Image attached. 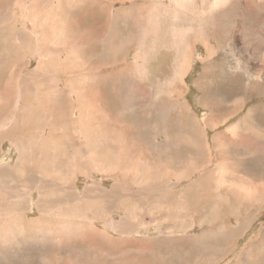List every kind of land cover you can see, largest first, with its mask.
<instances>
[{"label":"rangeland","instance_id":"obj_1","mask_svg":"<svg viewBox=\"0 0 264 264\" xmlns=\"http://www.w3.org/2000/svg\"><path fill=\"white\" fill-rule=\"evenodd\" d=\"M122 1L125 2L121 6H133V19L124 13L123 23L120 20V27L113 29L116 36L111 29L97 30L96 36L100 41L107 36L110 48L101 42L89 41L84 49L78 50L80 56L77 59L71 57L57 65V70L79 68L77 75L66 77L60 71L52 75L57 88L50 91L51 94L60 93L63 98L72 89L73 97L78 99L83 98L86 91L95 93L91 104L84 103L79 107L86 115L79 119L73 115L76 110L73 108L66 120L70 128L62 123L58 125L59 130L54 131L50 122L44 120L43 113L31 109L22 116L25 127L21 124L18 136L23 134L24 127L29 137L25 138V143L20 142V151L11 144V137L0 140V170L3 169L0 172L3 179L0 180V184L3 181L0 185V264H74L73 260L75 264H264V202L258 208L253 203L250 206L252 211L247 212L238 210L243 204L237 200V196L243 194L242 187L249 177L252 181L264 182V0ZM61 4V0H50L48 4L40 3L36 7L37 3L30 0H0V18H3L0 19V29L4 30L6 26L5 29H10V25L18 29L19 35L15 38L21 39L14 42L19 46L26 39L31 41L30 47L19 54H26L25 59L30 61L27 67L20 68V72L25 76L29 72L27 80L31 87L28 86L25 102L32 106H39L37 100L46 96H38L29 82L34 76L30 72L39 61L31 55L39 49L38 39L42 38L44 30L32 29L29 19L32 15L42 27H53L56 24L52 21L63 13ZM109 16L115 25L116 13H109ZM1 30L0 34H3ZM79 31L77 29L75 33ZM53 36L55 34L48 39ZM49 44L57 46L58 42L49 40ZM3 48L2 43L0 50ZM30 49L33 50L30 52ZM110 54L113 55L111 59ZM12 55L15 56L14 53ZM10 56L7 51L1 52L0 62H5ZM89 61H94L99 67L96 71L91 67L92 72L85 75L91 66ZM95 63L92 66H96ZM12 69L10 66L0 70V83L7 81ZM111 71L119 74L116 91L108 87H103L106 91H95L97 85L90 88L92 79L88 81L89 78ZM58 88L65 91L57 92ZM176 89L179 93L174 97L172 93ZM0 91L4 93L1 85ZM12 92H18V89L12 87ZM179 100L186 103L192 114L197 113L200 120L208 115L206 113L222 108L219 118L211 121L215 128L208 130L209 136L219 143L232 147L231 139L225 138V133L240 121V127H245L241 131L244 139H236L243 143V147L224 149L228 161L221 172L215 170L219 166L216 157L206 155L213 153L212 143L208 140L204 141L203 148L209 153L203 152L200 146L197 149L183 147L187 151L175 149L176 132L183 127V117L179 119L182 123H178L171 113ZM64 103L72 108L70 100ZM6 106L5 100H0V112ZM231 110L235 115L232 113L231 116ZM104 119L123 126L121 132L124 133H111L110 128L106 129L107 121ZM2 133L7 135L3 130ZM36 152L39 156L35 159ZM42 154L43 161L40 158ZM121 163L123 168L119 165ZM153 164H160L166 176L171 177L172 190L151 188L149 181L144 180L142 174ZM233 166L236 171H231ZM211 171L213 177L215 172L221 175L219 179L225 177L218 186L207 182ZM119 174L127 178L120 179L117 177ZM232 175L234 177L229 178ZM178 177L180 182L174 184ZM40 178L44 179V185H40ZM236 215L241 221L240 228L236 227Z\"/></svg>","mask_w":264,"mask_h":264},{"label":"bare ground","instance_id":"obj_2","mask_svg":"<svg viewBox=\"0 0 264 264\" xmlns=\"http://www.w3.org/2000/svg\"><path fill=\"white\" fill-rule=\"evenodd\" d=\"M24 1V0H23ZM31 2H34V4H36L37 3V5H36V7H39L40 6V3H46V4H48L49 3V1L50 0H44V1H42V0H30ZM91 0H89V2H90ZM93 1V0H92ZM179 1V0H178ZM185 1V0H184ZM215 1V0H214ZM218 2H219V0H217ZM61 2H62V4H61V9L63 10V13L60 15V16H57L52 22L53 23H55L56 25H54L53 27H42V24H41V22L37 19V18H32L33 16L31 15V18L29 19V21L31 22V24H32V29H34V30H40V29H42V30H44V34H43V36H42V38H40V39H38V40H40L39 42H38V45H39V49L37 50V52L36 53H33L31 56L33 57V56H35V57H37V59H39V61H38V63H37V66H36V68H34L32 71L33 72H30V73H34V76H32L31 78H30V80H29V82H31L30 84H32L33 85V87L35 88L34 89V91H35V93L37 94V93H39V95L38 96H41V95H43V96H45L44 98H42V99H39V100H37L38 101V104H39V106H37V105H31L30 103V105L28 104H26V97H27V93H28V86H29V88L31 87L29 84H28V74H29V72H28V74L25 76V73H23V72H20V68H23L24 66H26L27 64H29V60H26L25 59V55H21V54H19V52H25V48L26 47H30V45H31V41L30 40H27L26 39V42H24V43H22V45L21 46H19L18 45V43L16 44L15 42H14V40H17L18 38H20V37H17V39L15 38L16 36H18L19 35V33H18V29L16 30L15 28H11L13 25H10L9 26V28L10 29H5L6 27L5 26H3V28H4V30L2 29H0L2 32H3V34H0V36H1V38H0V44H4V48L2 49V50H0V53L1 52H3V51H7L8 53H10L11 54V56L7 59V60H5V62H0V70H6V68L8 69V67H12L13 69L10 71V73H9V78L7 79V81L6 82H2V83H0V85L3 87V89H4V93L3 92H1L0 91V100H5V102L7 103V106H6V108H5V110H3L2 112H0V140L1 139H3V138H5V137H11L12 138V142H11V144L12 145H14L19 151H20V147H21V145H20V142H23V143H25V138L26 137H29V136H27V134L28 133H26V131H25V129H24V127H25V123L22 121V116L23 115H25V114H27L29 111L31 112V109L34 111H38V112H41V113H43L44 114V116L46 117V119L44 118V120H47L48 122H50V125H51V127L52 128H54V131H56L57 129L59 130V128H58V125L59 124H64V125H66V127L68 126V122L69 121H66V120H68V112L70 113V110H73V108L74 109H76L75 111H74V113H73V115H76L77 117H79V119H81V118H83L85 115H86V112H83V111H80V109H79V107L81 106V105H84V103H88V104H91V102H92V100H94L95 99V97H94V94H92V93H90L89 91L87 92H85V94H84V96H83V98L85 99H83L82 97L81 98H78V99H75L74 97H73V94L74 93H72L73 92V90L71 89V90H69L68 92H71L70 94L68 93V94H66L65 95V97H61V95H59L58 93H50V91H52V90H54V89H56L57 87V85L55 86L54 85V83L55 82H53V79H52V75L54 74L53 72H55V71H60V73L62 72L63 73V75H66V77H69V76H67V75H71V76H73V75H77L79 72H80V69L78 68V69H76V68H74L75 70H70L69 68H67L66 69V67H65V69H61V70H57V65H58V63L59 62H61L62 60L64 61V60H67V59H70L71 57H73L74 59H77L76 57H79L80 56V54H78L79 52H78V50H82V49H84L86 46H87V44H88V42L89 41H91V42H95V43H98V42H101L103 45H106L107 47H108V45H109V42H108V38H107V36L105 35L104 36V38L102 39V41H100L99 40V37L98 36H96V34H98L99 32L96 30L95 31V34H93L92 35V33L90 32V30H88L87 28H86V26H85V22H86V19H85V14H86V12H85V10H86V0H61ZM183 2V1H182ZM188 2V1H187ZM221 2V1H220ZM98 3V2H97ZM100 3V2H99ZM191 3V2H190ZM184 4V3H183ZM186 4V3H185ZM191 4H193V3H191ZM206 4V3H205ZM214 4V3H213ZM218 4V3H217ZM215 5H216V3H215ZM209 6V5H208ZM208 6H207V9H208ZM212 6V5H211ZM221 6H222V4H221ZM35 7V8H36ZM171 7H169V9H170ZM210 8H212V7H210ZM215 8V7H214ZM102 9V8H101ZM54 10H55V6H54ZM217 10V9H216ZM9 11V10H8ZM168 11V10H167ZM221 11V10H220ZM219 11V12H220ZM12 12H13V10H12ZM169 12V11H168ZM167 12V13H168ZM233 12V11H232ZM204 13V12H203ZM214 13V12H213ZM222 13H223V11H222ZM6 14H7V12H6ZM11 14V13H10ZM82 14H84V18L82 19ZM209 14V13H208ZM25 15V14H24ZM189 15V14H188ZM223 15V14H222ZM7 16H8V14H7ZM27 16V15H26ZM169 16H170V13H169ZM220 16V15H219ZM0 17H2L1 15H0ZM211 17V16H210ZM223 17V16H222ZM26 18V17H25ZM214 18V17H213ZM1 19V18H0ZM3 19V18H2ZM1 19V20H2ZM4 19H6V18H4ZM11 19H13V18H11ZM82 19V20H81ZM7 20V19H6ZM24 20V19H23ZM22 22V21H21ZM20 22V23H21ZM83 22V25L81 24ZM217 22V21H216ZM186 25H187V23H185ZM216 24V23H215ZM219 24H220V22H219ZM241 24V23H240ZM1 25V24H0ZM217 25V24H216ZM230 25V24H229ZM228 25V26H229ZM188 26H190V25H188ZM226 26V25H225ZM231 26V25H230ZM14 27V26H13ZM24 27V26H23ZM98 27V26H97ZM22 28V27H21ZM113 28V27H112ZM24 29H25V27H24ZM31 29V30H32ZM77 29H80V31H81V29H83L84 31H79V32H77V34L75 33V31L77 30ZM27 30V29H26ZM254 30V29H253ZM111 31L113 32V34L116 36V31L115 30H113V29H111ZM194 31V30H193ZM242 31V30H241ZM246 31V30H245ZM43 32V31H42ZM190 32V31H189ZM26 33V32H25ZM29 33V32H28ZM239 33H240V31H239ZM242 33H243V31H242ZM21 34V33H20ZM27 34V33H26ZM47 34H49V36H46ZM55 34V36H53V38H50V39H48L50 36H52V35H54ZM238 34V33H237ZM241 34V33H240ZM22 35V34H21ZM113 35V36H114ZM244 36V35H243ZM249 36V35H248ZM245 37H246V35H245ZM250 37V36H249ZM195 38V37H194ZM203 38V37H202ZM21 39V38H20ZM32 39V38H31ZM34 40V39H33ZM41 40H43V41H41ZM44 40H48V42L47 41H44ZM49 40H57V42H58V45L57 46H55L54 44H49ZM19 41V40H18ZM21 41V40H20ZM23 41V40H22ZM21 41V42H22ZM263 41V40H262ZM51 42V41H50ZM35 44V43H34ZM34 46V45H33ZM186 46V45H185ZM104 47V46H103ZM106 47V48H107ZM183 47V46H182ZM181 47V48H182ZM108 48H110V47H108ZM107 48V49H108ZM178 48V47H177ZM31 50H33V49H30V52H31ZM67 50H69V51H67ZM106 50V49H105ZM104 50V51H105ZM118 50V49H117ZM116 50V51H117ZM111 51L113 52L114 51V49L113 48H111ZM179 51V50H178ZM12 53H14L15 54V56H13L12 55ZM182 53H185V52H182ZM120 54V53H119ZM74 55V56H73ZM111 55V54H110ZM186 55V54H185ZM184 55V56H185ZM117 56V55H116ZM115 56V57H116ZM182 56V55H181ZM184 56H183V58H184ZM110 57V59H111V57H113V55H111V56H109ZM114 57V58H115ZM140 57V56H139ZM119 58V57H118ZM142 58V57H141ZM144 58V57H143ZM96 60V59H95ZM101 60V59H100ZM99 60V61H100ZM143 60V59H142ZM1 61V60H0ZM69 62H71V60H68ZM108 61H110V60H108ZM115 61V60H114ZM114 61H113V63H114ZM139 61V60H138ZM67 62V61H66ZM89 62H91V66H89V68L86 70V72H85V75H87L90 71H91V69L94 67L95 69L93 70L92 69V71H96V68L98 69V67L99 66H97V64L94 62V61H89ZM116 62H117V59H116ZM75 63V62H74ZM92 63H95L96 64V66H92L93 64ZM112 63V62H111ZM118 63V62H117ZM120 63V62H119ZM76 64V63H75ZM90 64V63H89ZM101 64H102V60H101ZM106 64V63H105ZM104 64V65H105ZM130 64V63H129ZM60 65V64H59ZM64 65V64H63ZM108 65H110L109 63H108ZM107 65V66H108ZM27 67V66H26ZM61 67V66H60ZM74 67V66H73ZM92 67V68H91ZM104 67V66H103ZM113 67H114V65H113ZM148 68V67H147ZM69 69V70H68ZM210 69V68H209ZM141 70V69H140ZM91 71V72H92ZM137 72V71H136ZM57 73H59V72H57ZM103 73V72H102ZM93 74H94V72H93ZM149 74H151L150 72H149ZM58 75V74H57ZM147 75H148V72H147ZM4 76V75H3ZM118 76H119V74H118V72H107V73H104V74H99V75H97V76H95V77H92V78H89L88 79V81L89 80H91V81H89L90 82V88H92L93 87V85H97V88H96V90L95 91H106V89H104L103 87H108V88H110L111 90L113 89V91H116V88H115V86H116V82H118L117 81V78H118ZM126 76H127V74H126ZM141 76V75H140ZM140 76H138V77H140ZM181 76V75H180ZM132 77V76H131ZM137 77V76H136ZM151 77V76H150ZM124 78V77H123ZM128 78H129V76H128ZM133 78H135V77H133ZM133 78H131V79H133ZM20 79V80H19ZM58 79V78H57ZM119 79V78H118ZM139 79V78H138ZM171 79V78H170ZM67 80H68V78H67ZM85 80V79H84ZM140 80V79H139ZM145 80V79H144ZM61 82V81H60ZM62 82H64V80H62ZM78 82V81H77ZM152 82V81H151ZM65 83V82H64ZM67 83V82H66ZM119 83V82H118ZM128 83H130V82H128ZM138 83H139V81H138ZM70 84V83H69ZM73 84V83H72ZM83 84V83H82ZM124 84V83H123ZM131 84V83H130ZM140 84V83H139ZM75 85V84H74ZM73 85V86H74ZM132 85V84H131ZM168 85V84H167ZM180 85V84H179ZM78 86V85H77ZM76 86V87H77ZM165 86V85H164ZM178 86V85H177ZM181 86V85H180ZM12 87L13 88H17L18 89V92H12ZM69 87V86H68ZM71 87V86H70ZM82 87V86H81ZM123 87H124V85H123ZM127 87V86H126ZM60 88V87H59ZM57 89V92H61V91H65V90H62V89ZM89 88V89H90ZM132 88V87H131ZM124 89V88H123ZM243 89H245V88H243ZM253 89V88H252ZM16 90V89H15ZM125 90V89H124ZM131 90V89H130ZM142 90V89H141ZM165 90V89H164ZM240 90V89H239ZM126 91V90H125ZM129 91V90H128ZM132 91V90H131ZM139 91V90H138ZM167 91H168V89H167ZM250 91V90H249ZM248 91V92H249ZM54 92V91H53ZM240 92V91H239ZM65 93V92H64ZM98 93V92H97ZM114 93V92H113ZM116 93V92H115ZM128 93V92H127ZM131 93V92H130ZM140 93V92H139ZM175 93H179V91L176 89V91L174 92V93H172L173 95H174V97L176 96L175 95ZM250 93V92H249ZM257 93V92H256ZM102 94V93H101ZM123 95V94H122ZM125 95V94H124ZM123 95V96H124ZM140 95V94H139ZM171 95V94H170ZM232 95V94H231ZM263 95V94H262ZM120 96V95H119ZM122 96V97H123ZM137 96H138V94H137ZM240 96V95H239ZM238 96V97H239ZM243 96H244V94H243ZM32 97V96H31ZM237 97V96H236ZM94 98V99H93ZM96 98H98V100H99V97L97 96ZM117 98V97H116ZM119 98H121V96L119 97ZM105 99V98H104ZM135 99H137V98H135ZM169 99H170V97H169ZM36 100V99H35ZM68 100H70L71 101V104H72V108L70 107H68V106H66L65 105V103L64 102H66V101H68ZM108 100V99H107ZM124 100V99H123ZM141 100V99H140ZM95 101H97V100H95ZM102 101V100H101ZM139 101V100H138ZM232 101V100H231ZM12 102H14L15 104H12ZM126 102H127V100H126ZM140 102V101H139ZM144 102V101H143ZM155 102V101H154ZM98 103V102H97ZM160 103V102H159ZM203 103V101H201V104ZM85 104V105H86ZM122 104V103H121ZM126 104H128V103H126ZM233 104V103H232ZM107 105H108V103H107ZM69 106H71V105H69ZM99 106V105H98ZM138 106V105H137ZM152 106V105H151ZM203 106H205L206 107V104H204ZM230 106V105H229ZM234 106V105H233ZM28 107H29V110H28ZM83 107V106H82ZM88 107V106H87ZM86 107V108H87ZM90 107V106H89ZM88 107V108H89ZM93 107H95V106H93ZM104 107V106H103ZM140 107V106H139ZM177 107H180L179 109L177 108ZM91 108V107H90ZM107 108V107H106ZM109 108V107H108ZM236 108H238V107H236ZM38 109H40V110H38ZM68 109H69V111H68ZM78 109V110H77ZM92 109V108H91ZM109 109H111V108H109ZM157 109V108H156ZM222 108H217V111H215V112H211V113H206V114H208L207 116H205V117H203V119L202 120H200L199 118H198V114L197 113H195V114H192L191 112L192 111H190V109L187 107V105H186V103H184L183 101H181L180 102V100H179V103H178V105L176 106V108H175V110H174V112H172L171 113V115H175L174 117H175V121L176 122H178V123H182L179 119L181 118V116L183 117V127H180L179 129H178V131L176 132L177 133V138H178V140H177V143H176V145H175V149H178V150H180V151H187V150H185L183 147H195L196 149L200 146V149L203 151V152H205L206 151V148L204 147L203 148V145H204V141L205 140H208L210 143H212V149H211V152L213 151V153L212 154H206V155H214L215 157H216V160H217V163H218V168H215V170H216V172H221L223 169L222 168H226L227 166H226V162L228 161V158L226 157V155L224 154V149L225 150H229V148H235V149H240V148H242L243 147V143H238L237 142V140L238 141H242V138H243V136H244V134H242L241 135V131L243 130V128H245L244 126L243 127H240V125H242L241 124V121H240V123L238 124L237 123V125H235L233 128H231V129H229L226 133H225V138H228V139H231L230 141L232 142V147L230 146V144H224V143H219V141L216 139V138H214V137H210L209 136V134H208V130L209 129H211V131H213V129L215 128V125L213 124V123H211V121L213 122V120H214V118H216V117H218V115H220V113H221V110ZM227 109H229V108H227ZM90 110V109H89ZM99 110H100V108H99ZM106 110V109H105ZM225 110V109H224ZM236 111H237V109H235ZM92 111H93V109H92ZM109 111V110H108ZM159 111V110H158ZM219 111V112H218ZM87 112H88V110H87ZM96 112V111H95ZM118 112V111H117ZM116 112V113H117ZM135 112V111H134ZM234 111H230V114H231V116H232V113H233ZM94 113V112H93ZM12 114H13V117H11L12 116ZM96 114V113H95ZM111 114V113H110ZM123 114H125V113H123ZM122 114V115H123ZM142 114H143V112H142ZM229 114V113H228ZM234 114V113H233ZM248 114V113H247ZM112 115H114V114H112ZM127 115V114H126ZM139 115V114H138ZM146 115V114H145ZM235 115V114H234ZM105 116V115H104ZM229 116V115H228ZM243 116H245L244 114H243ZM242 116V117H243ZM32 117V116H31ZM89 117H91V113H90V116ZM120 117H121V115H120ZM128 117V116H127ZM92 118V117H91ZM101 118H103V117H101ZM161 118V117H160ZM167 118V117H166ZM219 118V117H218ZM124 119H125V117H124ZM230 119V118H229ZM70 120V119H69ZM91 120V119H90ZM104 120H106V119H104ZM109 120V119H108ZM112 120V119H111ZM119 120V119H118ZM122 120V119H121ZM219 120V119H218ZM226 120V119H225ZM28 121V120H27ZM33 121V120H32ZM52 121V122H51ZM74 121H75V119H74ZM81 121H83V120H81ZM86 121V120H85ZM93 121H94V118H93ZM107 121V120H106ZM125 121V120H124ZM163 121V120H162ZM215 121H216V119H215ZM221 121V120H220ZM220 121H218V122H220ZM243 121V120H242ZM245 121V120H244ZM40 122H41V120H40ZM76 122V121H75ZM75 122H73L74 124H75ZM87 122V121H86ZM89 122V121H88ZM105 122V121H104ZM118 122V121H117ZM221 122H224V121H221ZM220 122V123H221ZM28 123H29V121H28ZM84 123V122H83ZM116 123V122H115ZM115 123H113V121L111 122H106L105 123V127H106V129L107 128H110L112 131H111V133H119L120 134V132H121V128L123 127V126H119V125H117V124H115ZM156 123V122H155ZM160 123V122H159ZM21 124H23L24 125V127H23V134L21 135L20 134V136H18L19 135V130H21ZM71 124V123H70ZM79 124V123H78ZM81 124V123H80ZM79 124V125H80ZM121 124V123H120ZM164 124H166V123H164ZM226 124V123H225ZM72 125V124H71ZM70 125V126H71ZM83 125H85V124H83ZM86 125H87V123H86ZM149 125V124H148ZM154 125V124H153ZM201 125V126H200ZM218 125H219V123H218ZM42 126V125H41ZM191 128H190V127ZM62 126H60V128H61ZM88 127H89V125H88ZM127 127V126H126ZM134 127V126H133ZM157 127V126H156ZM155 127V128H156ZM217 127V126H216ZM39 128V127H38ZM68 128H70L69 126H68ZM85 128H86V126H85ZM97 128H99V126H97ZM158 128H160V127H158ZM229 128V127H228ZM62 129V128H61ZM65 129V128H64ZM72 129V128H71ZM78 129V128H77ZM81 129H82V126H81ZM104 129V128H103ZM124 129V128H123ZM2 130L3 131H5V132H7V135L5 136L3 133H2ZM50 130V129H49ZM67 130V129H66ZM101 130V129H100ZM137 130V129H136ZM262 130V129H261ZM264 130V129H263ZM30 131V130H29ZM61 131V130H60ZM65 131V130H64ZM85 131H86V129H85ZM94 131V130H93ZM125 131H128V130H125ZM134 131V130H133ZM160 130H158V132H159ZM51 132V131H50ZM71 132H73V130L71 131ZM91 132V131H90ZM109 132V131H108ZM137 132V131H136ZM157 132V131H156ZM157 132V133H158ZM37 133V132H36ZM84 133V132H83ZM83 133H82V135H83ZM86 133V132H85ZM97 133H98V131H97ZM121 133H124L123 131L121 132ZM132 133V132H131ZM233 133H235V136H232L233 135ZM239 133V134H238ZM41 134V133H40ZM64 134V133H63ZM96 134V133H95ZM119 134H117V135H119ZM160 134V133H159ZM216 134V133H215ZM215 134H213V136L215 135ZM251 134V133H250ZM45 135V134H44ZM65 135V134H64ZM70 136H71V133L69 134ZM68 135V136H69ZM77 135V134H76ZM98 135V134H97ZM139 135H140V132H139ZM153 135V134H152ZM208 137H207V136ZM255 135H256V133H255ZM43 136V135H42ZM47 135H45V137H46ZM66 136V135H65ZM69 136V137H70ZM73 136V135H72ZM80 136V135H79ZM90 136V135H89ZM120 136V135H119ZM130 136V135H129ZM159 136V135H158ZM170 136V135H169ZM236 136H240V138H237ZM83 137H84V135H83ZM91 137V136H90ZM93 137V136H92ZM115 137V136H114ZM124 137H125V134H124ZM128 137V136H127ZM140 137H142V136H140ZM166 137V136H165ZM258 137V136H257ZM53 138H54V136H53ZM52 138V139H53ZM63 138V137H62ZM94 138V137H93ZM96 138H97V136H96ZM119 138H121V136L119 137ZM132 138V137H131ZM134 138V137H133ZM169 138V137H168ZM222 138V137H221ZM41 139V138H40ZM46 139V138H45ZM67 139V138H66ZM65 139V140H66ZM130 139V138H129ZM237 139V140H236ZM244 139V138H243ZM29 140V139H28ZM49 140V139H48ZM68 140V139H67ZM86 141H87V139H85ZM84 140V141H85ZM124 140V139H123ZM123 140H121L122 142L121 143H123ZM31 141V140H30ZM29 141V142H30ZM39 141V140H38ZM41 141H43V140H41ZM47 141V140H46ZM225 141V140H224ZM244 141H246L247 142V140H244ZM252 141V140H251ZM250 141V142H251ZM64 142V141H63ZM63 142H62V145H63ZM66 142V141H65ZM130 142L131 143H133L132 141H131V139H130ZM226 142V141H225ZM253 142V141H252ZM258 142V141H257ZM264 142V141H263ZM31 144H32V141L30 142ZM35 142H33V144H34ZM37 143V142H36ZM44 143V142H43ZM88 143V142H87ZM119 143V142H118ZM248 143H249V141H248ZM247 143V144H248ZM58 144V143H57ZM85 144V143H84ZM92 144V143H91ZM91 144H90V146L89 147H91ZM113 144H114V141H113ZM128 144V143H127ZM134 144V143H133ZM141 144V143H140ZM246 144V145H247ZM255 143H253V145H254ZM259 144V143H258ZM29 145V144H28ZM61 144H59V146H60ZM65 145H66V143H65ZM72 145V144H71ZM70 145V146H71ZM119 145V144H118ZM137 145V144H136ZM250 145H252V144H249V145H247V146H250ZM256 145V144H255ZM263 145V144H262ZM38 146V145H37ZM57 146V145H56ZM84 146H86V145H84ZM130 147H132L133 145H129ZM141 146V145H140ZM38 147H40V146H38ZM47 147H48V145H47ZM61 147V146H60ZM253 147V146H252ZM255 147V146H254ZM253 147V148H254ZM260 147V146H259ZM32 148H34V147H32ZM55 149H56V147H54ZM71 148V147H70ZM133 148V147H132ZM251 148V147H250ZM37 149V148H36ZM90 148H88V150H89ZM243 149H245V148H243ZM242 149V150H243ZM26 150V149H25ZM28 150V149H27ZM73 150V149H72ZM142 150H143V148H142ZM177 150V151H178ZM192 150V149H191ZM36 151V150H35ZM43 151H46V150H43ZM219 151V152H218ZM25 152V151H24ZM93 152V151H92ZM110 152V151H109ZM114 152V151H113ZM206 152H208V151H206ZM26 153V152H25ZM37 153V152H36ZM45 153V152H44ZM50 153V152H49ZM56 153H58V152H56ZM68 153V152H67ZM119 153H121V152H119ZM124 153V152H123ZM209 153V152H208ZM73 154H74V152H73ZM111 154V153H110ZM113 154H115V153H113ZM112 154V155H113ZM131 154V153H130ZM134 154V153H133ZM186 153L184 152V154L183 155H185ZM20 155H22V154H20ZM27 155H28V153H27ZM103 155V154H102ZM105 155V154H104ZM179 155V154H178ZM198 155V154H197ZM206 155H205V163H207V157H206ZM25 156V155H24ZM37 156H39V152L37 153V154H34V158L36 159V157ZM86 156H88V155H86ZM110 157H112L111 155H109ZM179 156H181V154L179 155ZM199 156V155H198ZM228 156V155H227ZM41 157H43V154H42V156H40V158ZM79 157V156H78ZM77 157V158H78ZM114 157V156H113ZM112 157V158H113ZM117 157V156H116ZM115 157V158H116ZM26 158V157H25ZM33 158V159H34ZM73 158V157H72ZM88 158V157H87ZM107 158V157H106ZM109 158V157H108ZM114 158V159H115ZM135 158V157H134ZM133 158V159H134ZM233 158V157H232ZM21 159V158H20ZM27 159H28V156H27ZM26 159V160H27ZM42 159V158H41ZM113 159V160H114ZM132 159V161H134ZM136 159V158H135ZM234 159V158H233ZM79 160V159H78ZM90 160H91V158H90ZM102 160H104V162H105V159H102ZM110 160V159H109ZM108 160V161H109ZM112 160V161H113ZM128 161H129V159H127ZM126 160V161H127ZM199 159L197 158V160H196V162L198 161ZM236 160V159H235ZM19 161V160H18ZM42 161H43V159H42ZM42 161H40V163L42 162ZM107 161V160H106ZM111 161V162H112ZM117 161V160H116ZM202 161V160H201ZM240 161V160H239ZM20 162V161H19ZM37 162V161H36ZM36 162H35V164H36ZM77 162V161H76ZM80 162V161H79ZM89 163L91 162L92 163V161H88ZM103 162V163H104ZM115 161H113V163H114ZM124 162H125V160H124ZM130 162V161H129ZM129 162H127L128 163V165H129ZM233 165L235 164L236 165V163L235 162H233V161H230ZM22 163H24V162H22ZM21 163V164H22ZM26 163V166H27V161L25 162ZM38 163V162H37ZM73 163H75V162H73ZM78 163V162H77ZM86 163V162H85ZM116 163V162H115ZM119 163V162H118ZM131 163V162H130ZM193 163V162H192ZM39 164V163H38ZM37 164V165H38ZM80 164V163H79ZM82 164V163H81ZM80 164V165H81ZM106 164H108V165H110L111 166V164H110V162L108 163H106ZM132 164H134V162L132 163ZM145 164V163H144ZM185 164H186V161H185ZM29 165V164H28ZM36 165V166H37ZM88 165V164H87ZM94 165V164H93ZM105 165V164H104ZM116 165V164H115ZM122 168H123V163H121V164H119ZM131 165V164H130ZM146 165V164H145ZM21 166H24L23 164L21 165ZM32 166V165H31ZM30 166V167H31ZM82 166V165H81ZM85 166V165H84ZM117 166V165H116ZM125 166V165H124ZM132 166V165H131ZM151 166H153L151 169H149L148 171H146V172H144L142 175H143V177H144V180L145 179H147L148 181H149V183H148V185L151 187V188H163V189H169V190H172V188L174 187L173 185H172V183L171 182H173L172 180H170V178L171 177H167L166 176V172L164 171V170H162L161 169V165L160 164H153V165H151ZM30 167H29V171H30ZM39 167H41V166H38V168ZM46 167V166H45ZM44 167V168H45ZM83 167V166H82ZM82 167H78V168H82ZM89 167V166H88ZM93 167V166H92ZM107 168H108V166H106ZM112 167V166H111ZM128 167V166H127ZM23 168V167H22ZM27 168H28V166H27ZM37 167L35 168L36 170L38 169ZM73 168H75V167H73ZM72 168V169H73ZM77 168V167H76ZM105 168V167H104ZM110 168V167H109ZM114 168V167H113ZM119 168V167H118ZM200 168H204V167H200ZM40 169V168H39ZM125 169V168H124ZM145 169V168H144ZM210 169V168H209ZM12 170V169H11ZM41 170V169H40ZM39 170V171H40ZM75 170V169H74ZM91 170V169H90ZM113 170V169H112ZM197 170H199V169H197ZM227 171L229 170V169H226ZM26 171H27V169H26ZM28 171V175H30L29 172ZM35 171V170H34ZM45 170H42V172H44ZM145 171V170H144ZM189 171H190V169H189ZM231 171H236V169H235V167L233 166V169H231ZM0 172H3V169H1L0 170ZM41 172V173H42ZM216 172H215V174H214V177H215V175H216ZM252 172V171H251ZM259 172V171H258ZM34 173H36V172H34ZM40 173V174H41ZM141 173H142V171H141ZM7 174V173H6ZM111 174V173H110ZM127 174V173H126ZM206 174V173H205ZM35 175V174H34ZM34 175H33V177H34ZM134 175H135V173H134ZM188 176H190V173L188 172V174H187ZM209 175V174H208ZM251 175H254L253 174V172H252V174ZM4 176V175H3ZM2 176V178H7V177H3ZM10 176V175H9ZM41 176V175H40ZM216 176H218V180L216 181L215 180V178L213 177V172L211 171V173H210V175H209V177H208V183L211 185V186H214V185H216V186H218V183L220 182V181H222V180H224L225 179V177H221L220 179H219V177L221 176V175H216ZM249 176V175H248ZM0 177H1V175H0ZM11 177V176H10ZM17 177V176H16ZM21 177V176H20ZM27 177V176H26ZM117 177L118 178H127V176H124V174H119V175H117ZM173 177V179H176V178H174V176H172ZM200 177H201V175H200ZM206 177V176H205ZM234 177V175H232V176H230L229 178H233ZM28 178V177H27ZM26 178V179H27ZM191 178V177H190ZM201 178H203V177H201ZM200 178V179H201ZM207 178V177H206ZM250 178V177H249ZM247 179V181L245 182V184H244V187H242V188H244V189H242L243 190V194L242 195H238L237 196V200H238V203L239 202H241L242 204H243V207L242 208H240V209H238V210H240V211H244V210H246L247 212H251L252 211V208L250 207V206H252L253 205V203H255V207H261L262 206V203L264 202V182H256V181H252L253 179L251 178V179ZM254 178V177H253ZM8 179H9V177H8ZM12 179V178H11ZM30 179H33V178H30ZM178 180L177 181H174V184L175 183H177V182H180V180H181V178L180 177H178L177 178ZM0 180H3V179H1L0 178ZM36 180V179H35ZM34 180V181H35ZM123 180V179H122ZM147 180H146V182H147ZM255 180V179H254ZM11 180H9V181H7L8 183L10 182ZM3 182V181H2ZM2 182H1V184H2ZM6 182V183H7ZM32 182V181H31ZM44 179L42 178H40V181H39V183H40V185H44ZM20 183H22V182H20ZM200 183V182H199ZM202 183V182H201ZM205 183V182H204ZM241 183H243V182H241ZM0 184V185H1ZM35 184V183H34ZM17 185H19V184H17ZM24 185V184H23ZM23 185H21V186H23ZM37 185H38V183H37ZM205 185V184H204ZM221 185V184H220ZM241 185H243V184H241ZM5 186V185H4ZM3 187V186H2ZM8 187V186H7ZM241 187H239V188H241ZM204 188V187H203ZM202 188V189H203ZM206 188V187H205ZM3 188H1V190H2ZM5 189V188H4ZM7 189V188H6ZM4 192V191H3ZM189 192V191H188ZM208 192V191H207ZM175 193V192H174ZM181 194V193H180ZM238 194V193H237ZM169 196H170V193L168 194ZM174 195V194H173ZM186 195V194H185ZM180 196V195H179ZM182 196V195H181ZM180 196V198H182ZM171 197H172V194H171ZM235 197V196H234ZM236 200V199H235ZM229 202V201H228ZM246 202H247V204H246ZM173 209H174V207H172ZM257 208H256V210H257ZM172 209V211H174ZM232 209V208H231ZM225 210V209H224ZM209 211V210H208ZM237 211V210H236ZM235 211V212H236ZM254 211V210H253ZM242 213V212H241ZM180 214V213H179ZM183 214V213H182ZM187 216V215H186ZM237 216V219H238V215H236ZM235 216V217H236ZM237 221V225H236V227L237 228H240V226H241V224H240V219H238V220H236ZM236 221H235V223H236ZM85 223V222H84ZM87 223V222H86ZM127 224V223H126ZM125 224V225H126ZM235 227V226H234ZM127 228V227H126ZM104 233V232H103ZM108 235V234H107ZM103 236V235H102ZM105 237H106V235H105ZM262 239V238H261ZM260 243H261V241H260ZM262 246V245H261ZM78 251H79V249H78ZM87 251V250H86ZM88 252V251H87ZM49 253V252H48ZM89 253V252H88ZM74 254V253H73ZM256 254V253H255ZM75 256V255H74ZM243 256V255H242ZM78 257V256H77ZM242 258V257H241ZM68 259V261H69V259L70 258H67ZM73 259V258H72ZM75 259V258H74ZM79 259V258H78ZM97 259V258H96ZM95 259V260H96ZM245 259V258H244ZM248 260V259H247ZM74 261V264H75V260H73ZM80 261V260H79ZM78 262V261H77ZM93 262V261H92ZM69 263V262H68ZM79 263V262H78ZM91 264V263H90Z\"/></svg>","mask_w":264,"mask_h":264},{"label":"crops","instance_id":"obj_3","mask_svg":"<svg viewBox=\"0 0 264 264\" xmlns=\"http://www.w3.org/2000/svg\"><path fill=\"white\" fill-rule=\"evenodd\" d=\"M98 2V3H97ZM100 2V3H99ZM122 0H86V28L90 32L95 34V30L98 29H118L120 27L119 22L123 23V14H127V18L133 19L132 15L134 10L133 6H121ZM119 5V6H117ZM102 8V9H101ZM116 13L115 25H112L113 20L109 16ZM121 16H118V15ZM98 26V27H97ZM113 27V28H112Z\"/></svg>","mask_w":264,"mask_h":264}]
</instances>
